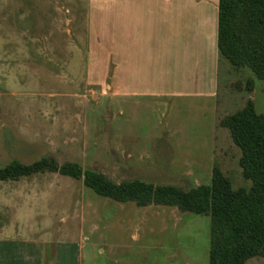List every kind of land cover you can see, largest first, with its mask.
Listing matches in <instances>:
<instances>
[{
	"label": "rangeland",
	"instance_id": "374dc122",
	"mask_svg": "<svg viewBox=\"0 0 264 264\" xmlns=\"http://www.w3.org/2000/svg\"><path fill=\"white\" fill-rule=\"evenodd\" d=\"M174 1L179 18L164 21L159 4L170 2L146 0L148 29L136 36L128 0H0V167L52 156L115 182L188 189L211 184L218 165L234 189L249 188L221 121L248 102L264 114V83L219 56L220 0ZM138 46L160 98L112 94L116 65L125 74ZM4 228L48 241L43 264H209V215L117 202L58 172L0 181ZM245 264H264V253Z\"/></svg>",
	"mask_w": 264,
	"mask_h": 264
},
{
	"label": "trees",
	"instance_id": "16d2710c",
	"mask_svg": "<svg viewBox=\"0 0 264 264\" xmlns=\"http://www.w3.org/2000/svg\"><path fill=\"white\" fill-rule=\"evenodd\" d=\"M219 55L236 68L248 67L264 83V0H220ZM240 147V164L249 188L234 189L218 165L212 182L183 189L143 180L115 182L79 162L44 156L30 163L12 160L0 167V181L19 180L47 172L83 180L98 195L138 206H174L183 212L211 217L209 264H245L264 253V114L248 104L221 121Z\"/></svg>",
	"mask_w": 264,
	"mask_h": 264
},
{
	"label": "crops",
	"instance_id": "0c3cea01",
	"mask_svg": "<svg viewBox=\"0 0 264 264\" xmlns=\"http://www.w3.org/2000/svg\"><path fill=\"white\" fill-rule=\"evenodd\" d=\"M128 19L130 21V27L128 28V35H130L131 32H133V35L136 36H144L146 35V31L148 27H145L144 25H141L142 19L146 14L147 6L146 0H128ZM169 6L164 4V8L159 4V7L161 10H163L162 18L164 21H172L175 18L178 19L179 15L176 14L177 4L174 0H168ZM141 5V6H139ZM176 5V6H175ZM167 6V8H166ZM175 6V9H172ZM158 12H160L158 6H157ZM166 14V16L164 15ZM167 15H169L167 17ZM171 24V23H170ZM218 24V23H217ZM166 25L165 29L162 27L160 29H163V33L165 35L173 34V26ZM178 25V24H176ZM218 26V25H217ZM147 28V29H146ZM151 29V27H149ZM145 47L138 46L136 50H131L130 53L133 52V55H129L128 59L126 60L125 65V74H118L120 69L119 63L116 65V71L112 74V83L113 85L117 84L116 90L112 92L114 96L116 95L117 98L122 99H129V98H135V97H146V96H159L161 92H155L156 88H153L152 90H149L147 87L150 84H153L155 80H151V78L148 75V69L146 67V63L143 61L146 58L145 50H143ZM218 48V46H217ZM144 53V54H143ZM139 54V56H136ZM143 54V55H141ZM216 55V53H215ZM220 56V55H219ZM132 57V59H130ZM114 66V65H113ZM124 67V66H121ZM216 69H214L213 78L211 80L212 85L206 92L208 95H215L214 94V87H215V76L217 75L215 73ZM188 75L186 74L185 79L187 82ZM114 89L115 87L112 86ZM153 91V92H151ZM206 93V94H207ZM162 96H159V98ZM11 181V180H10ZM13 181V180H12ZM7 229L4 228V230L0 231V264H43L44 260V252H42L41 249H43L44 245L48 243V241L45 240H39V239H32L28 237H23L20 234L11 233V236L6 235ZM57 244L59 245L60 249L61 247H72V245L78 246V243L75 242H65V241H58ZM60 255V253H59Z\"/></svg>",
	"mask_w": 264,
	"mask_h": 264
}]
</instances>
